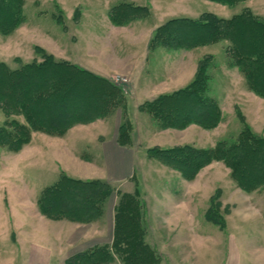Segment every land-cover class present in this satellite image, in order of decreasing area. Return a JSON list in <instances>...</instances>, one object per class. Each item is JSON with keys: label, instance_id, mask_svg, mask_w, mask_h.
<instances>
[{"label": "rangeland", "instance_id": "1", "mask_svg": "<svg viewBox=\"0 0 264 264\" xmlns=\"http://www.w3.org/2000/svg\"><path fill=\"white\" fill-rule=\"evenodd\" d=\"M122 3L146 6L147 16L142 10L131 21L114 23L110 12ZM8 4L6 1L0 10ZM246 8L264 18V0L233 5L213 0H25V21L11 33L0 31V61L16 67L52 55L100 75L113 74L109 79L120 87L124 102L91 122L112 125L122 118L128 121L126 139L135 143L138 152L135 174L121 183L110 184L104 214L92 225L82 226L80 246L69 248L71 245L65 243V235L71 233L68 221L48 220L45 226L35 207L41 192L63 174H84L87 164L76 162L72 157L75 150H79L84 161L104 165L100 143L92 136L101 132L98 125L83 130L90 137L82 138L79 144L73 141L75 133L67 130L63 136L36 132L32 146L20 152L0 146V195L9 201L7 204L0 198V262L23 263L24 253L33 244L51 245L48 237L56 243L54 236L59 239V235L68 246L59 259H52V264H70L69 259L94 244L111 246L108 221L114 223V235L117 206L126 199L123 194L131 192L137 194L139 201L137 223L144 225L146 239L157 250L158 264H224L231 244L241 251L242 264H264V183L243 189L222 161L211 163L188 180L150 154L151 148L185 144L210 148L219 140H232L245 126L257 136H264V98L250 91L242 73L230 65L225 47L228 41L186 50L149 45L154 31L171 18H197L205 12L231 17ZM209 55L212 57L206 60ZM204 59L209 64L210 92L222 111L216 127L190 123L182 128H166L148 111L140 109L139 103L147 100L143 99L148 93L143 92L146 85H160L162 89L185 87ZM133 65L139 86L135 92L129 85L131 74H135L131 71ZM41 77L47 78L45 74ZM87 96L76 91L73 97L52 103L44 115L55 120L52 118L62 114L71 116L80 107L88 112L94 99ZM17 117L24 120L21 115ZM8 118L0 108V124ZM14 234L18 236L15 241ZM114 257L111 264H125L117 255Z\"/></svg>", "mask_w": 264, "mask_h": 264}, {"label": "trees", "instance_id": "2", "mask_svg": "<svg viewBox=\"0 0 264 264\" xmlns=\"http://www.w3.org/2000/svg\"><path fill=\"white\" fill-rule=\"evenodd\" d=\"M6 1L10 5L0 10V31L11 33L25 21V0H0V7L6 5ZM213 1L233 5L245 0ZM146 8L122 3L112 9L110 18L122 25L139 16L142 10L147 16ZM221 40L228 41L225 47L230 65L239 69L250 90L264 98V18L250 8L231 17L205 12L198 18H171L158 27L152 46L188 49ZM50 56L16 67L0 61V108L9 117L0 124V146L18 152L32 140L34 131L63 136L77 123L91 122L124 102L120 87L109 78L68 60ZM208 57L206 60L212 55ZM206 60H202L196 76L187 86L160 94L143 103L141 108L166 128H182L190 123L205 128L216 127L222 119V111L210 92L211 75ZM43 74L47 77L44 80L41 79ZM76 91L94 99L90 111L80 110V107L67 118L64 114L53 117L55 120L46 118V108L49 109L54 102L73 97ZM20 115L25 121L17 117ZM128 132V121H123L118 132L121 145H131L127 140ZM150 154L180 171L188 180H193L211 163L222 161L243 189L250 190L264 183V136H257L248 126L232 140H219L210 148L185 144L151 148ZM254 165L258 168L253 169ZM110 192L107 181L63 174L41 192L38 203L41 213L48 218L93 223L104 214ZM124 194L126 199L120 200L115 214L112 245L91 246L69 259L70 264H111L114 255L123 259L125 264H158L157 250L146 239L144 225L137 223V194Z\"/></svg>", "mask_w": 264, "mask_h": 264}, {"label": "crops", "instance_id": "3", "mask_svg": "<svg viewBox=\"0 0 264 264\" xmlns=\"http://www.w3.org/2000/svg\"><path fill=\"white\" fill-rule=\"evenodd\" d=\"M156 30L154 31V33L151 37V41L149 44L150 47H154V46H152V39H153V36H154ZM182 49L186 50L187 48H182ZM188 49H192V48H188ZM68 61L72 62L69 59H68ZM72 63H74V62H72ZM77 65H79V64H77ZM131 71H134L135 74H131V76H130L131 79H130L129 85H130V88L132 89V91L135 92V91L139 90V86L135 80L137 77V76H135L137 73L136 72V65H133V68ZM112 75L113 74H111L110 76L105 75V77L109 78V77H112ZM102 76H104V75H102ZM165 83H167V82H164V84ZM164 84H163V86H164ZM246 84H247V82H246ZM183 87L175 86V87L168 88V89H162V86H160V85H158L157 87H155V86L152 87V85H146L143 89V92L144 93L148 92V93L146 94V96H143V99L145 97H147V100H145L144 102H140L139 107L141 109V105L143 103L152 100L153 98L157 97L159 94L170 93V92H173V91L178 90V89L183 88ZM247 88L249 89V87H247ZM135 108H137V105H135ZM98 122H101V123H98ZM122 122H123V118L121 120L119 119L118 121H114V123H112V125H108V123H106L105 121L80 123V124H76L75 126H73L72 128H70L68 130L70 132L73 131L75 133V134L73 133L74 134L73 141H75L79 144L81 142L82 138L86 139V138L90 137L83 130H86L87 128H96V125H98L101 132L98 134L93 133L92 136H93V140H97L100 143L99 150H100L101 155L103 156V162H104L103 166L99 165L94 160H90L89 162H86V160L84 161V159L82 158V155L80 154L79 150H75L72 157L76 160L77 163L81 162L80 164H82V163L87 164L86 167L88 169L84 168V171H83L84 174L73 173L74 175H70V176L76 177V178H82V179L99 178V179H102L104 181L109 182L110 184H115L118 182L121 183V182L127 180V178L132 177L135 174V172H136L135 171V169H136L135 168V163H136L135 159H136V153L138 152V149L135 148V143H133L131 145H121L118 142V132H119V128H120V125L122 124ZM36 132H40V131H34L33 132L32 140H33L34 134ZM41 133H44V132H41ZM45 134H47V133H45ZM32 140L28 144H26L23 147V149H25L29 146H32ZM76 148L78 149L77 144H76ZM22 150H20V151H22ZM20 151H18V152H20ZM93 162H95L96 164L90 165V163H93ZM89 168L90 169L92 168L93 170L89 171L90 170ZM6 194H7V191H6ZM0 198L6 200L7 204L9 203L8 197H4L3 194L0 195ZM38 201H39V198H38ZM38 201H37L38 207L36 206L37 209L35 207V211H36V214L39 216V218H42L43 223L46 226L47 224H49L48 220H54V219L48 218L47 216H45L44 214L41 213ZM44 218H47V220ZM60 220L68 221V232H71V233L70 234L68 233L67 235H65V238H67V240H66L67 242H65V243L66 244L68 243V245H71V247H69V248H75L76 246H80L82 239L84 237V234L81 233V227L86 226L88 224L89 225L93 224V223H79V222H74V221H70L67 219H60ZM60 220H56V221H60ZM110 221H108V231L110 232L109 237L112 241L113 240L114 223H113V221H112V223ZM63 229L61 230V232H63ZM60 236L61 235H59V239L54 236V239H57L56 243L52 242V239H53L52 237H48L51 240V245L37 244V243L33 244L31 246V248H29V250L27 249L26 252L24 253L25 255H24L23 263H19V264H52V259L54 257H57L59 259L62 252H63V249H66V247L68 246V245L65 246L66 244L64 243V241H61L62 236L61 237ZM12 237H13L14 241L18 238L17 234H14V236H12ZM27 240H29V239H27ZM233 245L234 244H231V246H230L231 248L228 249V251L226 252L224 264H242V261H241V258H242L241 254L242 253H241V251L237 250L236 248L233 249L232 248ZM0 264H5V262L1 261ZM9 264H13V263L9 262Z\"/></svg>", "mask_w": 264, "mask_h": 264}]
</instances>
